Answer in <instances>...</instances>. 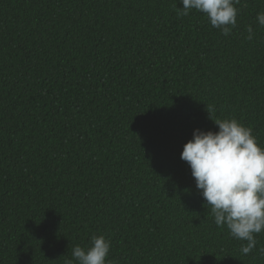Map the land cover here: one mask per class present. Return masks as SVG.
<instances>
[{
	"label": "trees",
	"instance_id": "1",
	"mask_svg": "<svg viewBox=\"0 0 264 264\" xmlns=\"http://www.w3.org/2000/svg\"><path fill=\"white\" fill-rule=\"evenodd\" d=\"M228 36L180 0H0V264H264L180 158L235 118L264 148V0ZM254 38L247 40V28Z\"/></svg>",
	"mask_w": 264,
	"mask_h": 264
},
{
	"label": "clouds",
	"instance_id": "2",
	"mask_svg": "<svg viewBox=\"0 0 264 264\" xmlns=\"http://www.w3.org/2000/svg\"><path fill=\"white\" fill-rule=\"evenodd\" d=\"M178 15L192 10L204 14L213 28L228 36L236 27L240 0H180ZM256 20L264 27V11ZM247 40L254 38L248 26ZM218 131L194 129L184 144L180 158L185 161L196 188L211 208L214 223L226 227L230 235L244 241L241 253L250 254L257 235L264 232V148L258 145L252 129L235 118L215 120ZM111 241L104 235L92 236L90 246H75V264H112L108 255ZM66 264H72L67 261Z\"/></svg>",
	"mask_w": 264,
	"mask_h": 264
}]
</instances>
